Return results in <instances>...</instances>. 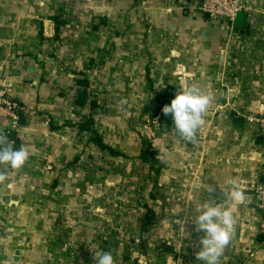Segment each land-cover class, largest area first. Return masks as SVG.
Returning a JSON list of instances; mask_svg holds the SVG:
<instances>
[{
  "label": "crops",
  "instance_id": "0c3cea01",
  "mask_svg": "<svg viewBox=\"0 0 264 264\" xmlns=\"http://www.w3.org/2000/svg\"><path fill=\"white\" fill-rule=\"evenodd\" d=\"M190 1L0 0V79L34 117L29 121L24 113L12 131L29 153L25 164H0L6 176L0 182V264H88V245L92 254L102 250L89 238L105 231L112 242L128 240L113 248L114 264H204L196 254L205 233L191 217L205 202L232 206L233 181L248 199L233 209V235L218 264H264L262 214L254 201L264 177V134L249 132L240 116L264 115V0H245L241 29L211 20ZM58 15L63 24L54 39ZM58 41L66 47L63 58L48 50ZM57 59L65 62L63 70ZM32 62L39 70L32 71ZM79 71L96 79L90 92L100 135L118 153L131 186L145 182L140 205L126 201L128 212L113 218L111 229L108 217L76 207L82 202L71 196L75 181L62 179L78 158L76 139L68 128H51L88 111L74 104ZM182 80L212 101L192 141L162 112L173 97L160 94L179 92ZM34 141L43 143L42 151ZM145 143L158 152L157 172L141 158ZM45 192L46 216L37 209L42 199L34 198ZM56 205L66 208L64 221ZM148 209L154 218L146 223ZM129 243L133 263L121 255Z\"/></svg>",
  "mask_w": 264,
  "mask_h": 264
},
{
  "label": "rangeland",
  "instance_id": "374dc122",
  "mask_svg": "<svg viewBox=\"0 0 264 264\" xmlns=\"http://www.w3.org/2000/svg\"><path fill=\"white\" fill-rule=\"evenodd\" d=\"M52 49L56 51V55L60 54L61 58L65 57L64 55H66V52H67L66 47L65 45H63L62 41L55 42L53 43L52 46L51 45L48 46L49 51H51ZM48 50L46 49L45 51H48ZM59 60L60 59H57V66L62 64V67H59V68L63 70L64 69L63 65L65 64V62L62 61L60 63ZM37 68L39 70V66H37V63L35 64L32 62V71H37ZM60 69H57L59 73L61 71ZM57 71L55 72L58 73ZM91 81L95 83L96 79H92ZM6 94L8 95L9 98L15 100L7 92ZM24 109L26 110V107H24ZM25 114L26 116H29L28 118H30L31 115H29V113H25ZM99 114H100V111L99 109H97L95 111L96 123H97V120L99 119ZM22 115L20 117H22ZM32 120H34V117H31L29 119V121H32ZM17 128L19 130V127L15 126L10 131H18L16 130ZM75 139H76L75 149L77 150L78 158L68 168H66V170L63 173L65 176H63L62 179H66L69 181H75L74 189H76V191H74V194L72 193L71 196H74V198L77 199L78 201L77 203H79L80 200L82 202V206L78 205L76 207H84V209L86 208L88 216L96 215L98 217L99 216L103 217L104 215L105 217H108L110 220L106 221V223L111 229L112 225H114L113 227H115V224H117L112 219L117 217L118 215L123 217V214L128 212L129 207L127 208V206H125L126 201L128 202L133 201V204L138 203L140 205V201H141L140 199L144 198L143 185L145 184V182H143V180H140L141 181L140 183H135V186H131L133 185V183L130 182L132 180L126 178V173L124 172L125 170L124 166L122 169V167L118 165V164L123 163L120 160V158L116 156L111 157L105 152L102 153L101 151L95 149L94 146L90 145L89 143H85V139L81 138L79 140L76 136H75ZM33 146H35V149L38 150L39 152L42 151L44 147L41 141L40 142L34 141ZM28 164L29 163H27L26 167L29 166ZM121 172L123 174L122 177L119 176ZM80 176L82 178L81 180H78ZM86 187L88 188L87 191L84 190V188ZM81 190L83 191L82 194H81ZM62 194L63 193L61 191L60 195ZM50 196L51 194H49V197ZM34 198L42 199L41 200L42 204H40V206L37 209L40 210L39 211L40 213H43V215L46 216L47 213L49 212L47 211V209L49 210V204L47 203L48 202L47 192H45V194H39V196L35 194ZM130 206H132L133 209L135 208L134 205H130ZM63 207H64L63 205L55 206L56 214L59 217L63 215L62 217L64 221V219H66L65 218L66 211L64 212V209L66 208H63ZM37 209H36V212H37ZM130 209L132 208L130 207ZM63 221H62V224L66 225L65 223H63ZM62 224H61V227L63 226ZM70 224L71 223L68 222V225ZM104 239L111 240V242L105 243ZM97 240L99 241V244L101 245V248H102L100 252H105V251L110 252L112 256L116 254L118 251V249L117 251H113V248H117L119 246V249H121L120 247H122L123 245H126L128 242L127 239H122V238L118 239L117 237H114V242H112L113 238L108 236L107 231L104 232L103 237H100L98 239L94 237L92 239L89 238V241H93V242L96 241V243H98ZM128 246H127L128 249L125 248L126 249L125 252H121L122 250H120L122 259L123 257H125L126 259L125 261H128V262L130 261L131 263H133L132 261L134 257L133 255L135 254L132 248L133 246L130 243L128 244ZM91 248L92 246L88 245V248L86 250V253L89 259L87 263L96 264L98 253H96V255L92 254ZM137 257L139 258V260L141 259L139 255H137ZM91 260L93 262H91Z\"/></svg>",
  "mask_w": 264,
  "mask_h": 264
},
{
  "label": "clouds",
  "instance_id": "9594fccd",
  "mask_svg": "<svg viewBox=\"0 0 264 264\" xmlns=\"http://www.w3.org/2000/svg\"><path fill=\"white\" fill-rule=\"evenodd\" d=\"M186 84L187 81H181L180 91L169 104L163 106L162 112L165 115L171 114L175 130L186 141H192L197 130L204 124V116L208 114L212 101L207 93L199 88L186 87ZM28 158L29 153L23 147L15 149L6 145L4 139L0 138V164L20 169ZM5 179L6 176L0 174V182ZM211 190L209 189V192ZM229 195L232 206L221 207L205 202L201 207H195L198 214L191 217L196 230L205 233L201 238V250L196 254V259L203 261L204 264H218L233 235L236 223L233 209L248 199L244 187L235 181L231 184ZM97 264H114V258L110 252H100L97 254Z\"/></svg>",
  "mask_w": 264,
  "mask_h": 264
},
{
  "label": "trees",
  "instance_id": "16d2710c",
  "mask_svg": "<svg viewBox=\"0 0 264 264\" xmlns=\"http://www.w3.org/2000/svg\"><path fill=\"white\" fill-rule=\"evenodd\" d=\"M189 1V0H188ZM55 22V35L54 39L59 37L60 27L63 24V19L60 16L53 18ZM74 81L77 86L76 94L74 96V104L77 107H87L88 111L79 115L73 119H66L61 125H52V129L68 128L79 140L85 139V143H89L94 146L95 149L105 152L111 157L117 156V152L109 146L103 137L100 135L95 119V111L98 108V103L93 99V95L90 92L91 81L83 71L77 72L74 76ZM176 94V93H175ZM175 94L164 92L160 94L162 100L173 97ZM172 117V116H171ZM0 138H3L6 145H10L15 149L21 148L20 139L12 131H3L0 134ZM157 155L158 152L151 146L150 143H145L144 150L142 152V160L149 165V168L154 172H157ZM154 218L153 213L148 209L147 216L145 217L146 223L150 222V219ZM109 242V240H108ZM136 262V261H135ZM134 264H137L135 263Z\"/></svg>",
  "mask_w": 264,
  "mask_h": 264
},
{
  "label": "built area",
  "instance_id": "2783aa9c",
  "mask_svg": "<svg viewBox=\"0 0 264 264\" xmlns=\"http://www.w3.org/2000/svg\"><path fill=\"white\" fill-rule=\"evenodd\" d=\"M196 3L198 9L207 13L213 21H224L232 28L236 15L239 12L248 10L245 0H191ZM26 110L19 103L8 97L0 79V130L10 131L18 126L20 116ZM243 117L247 130L255 134H264V115L246 113L240 114ZM255 206L261 212L260 231L264 235V177L254 189Z\"/></svg>",
  "mask_w": 264,
  "mask_h": 264
},
{
  "label": "water",
  "instance_id": "95a60500",
  "mask_svg": "<svg viewBox=\"0 0 264 264\" xmlns=\"http://www.w3.org/2000/svg\"><path fill=\"white\" fill-rule=\"evenodd\" d=\"M206 15H208L207 13H205ZM244 21H245V14L244 12H239L236 17H235V20H234V26L241 29L243 28L244 26ZM16 262L19 261L18 259V251H16L15 253V259H14Z\"/></svg>",
  "mask_w": 264,
  "mask_h": 264
}]
</instances>
